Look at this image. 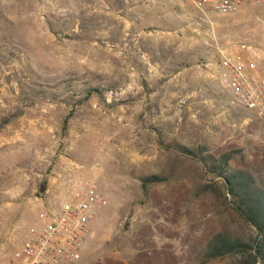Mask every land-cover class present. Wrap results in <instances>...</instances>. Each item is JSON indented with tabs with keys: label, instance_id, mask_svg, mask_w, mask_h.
<instances>
[{
	"label": "rangeland",
	"instance_id": "374dc122",
	"mask_svg": "<svg viewBox=\"0 0 264 264\" xmlns=\"http://www.w3.org/2000/svg\"><path fill=\"white\" fill-rule=\"evenodd\" d=\"M223 51L264 75V6L0 0V264L39 211L88 183L106 203L72 264H238L205 247L254 230L180 149L234 151L230 167L264 184V118L219 82Z\"/></svg>",
	"mask_w": 264,
	"mask_h": 264
},
{
	"label": "built area",
	"instance_id": "2783aa9c",
	"mask_svg": "<svg viewBox=\"0 0 264 264\" xmlns=\"http://www.w3.org/2000/svg\"><path fill=\"white\" fill-rule=\"evenodd\" d=\"M194 7L231 14L242 2L264 6V0H191ZM219 82L244 110L264 118V75L255 60L241 52L223 51L215 64ZM106 200L93 184L75 188L64 200L39 211L36 220L2 264H72L82 257L92 222Z\"/></svg>",
	"mask_w": 264,
	"mask_h": 264
},
{
	"label": "trees",
	"instance_id": "16d2710c",
	"mask_svg": "<svg viewBox=\"0 0 264 264\" xmlns=\"http://www.w3.org/2000/svg\"><path fill=\"white\" fill-rule=\"evenodd\" d=\"M91 91H86L84 99L89 98ZM180 149L184 155L195 157L206 174L219 179L232 210L255 232L249 239L217 233L208 241L204 257L214 259L230 255L237 256L238 264H264V184H259L250 172L230 167L234 151L201 156L188 148ZM156 181L157 176H149L142 180V185L145 187Z\"/></svg>",
	"mask_w": 264,
	"mask_h": 264
},
{
	"label": "water",
	"instance_id": "95a60500",
	"mask_svg": "<svg viewBox=\"0 0 264 264\" xmlns=\"http://www.w3.org/2000/svg\"><path fill=\"white\" fill-rule=\"evenodd\" d=\"M45 190V187L43 185L40 186L39 192L42 193Z\"/></svg>",
	"mask_w": 264,
	"mask_h": 264
}]
</instances>
